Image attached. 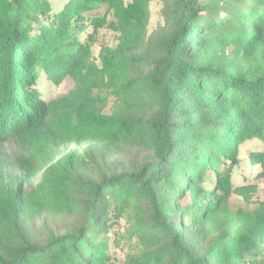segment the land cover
Instances as JSON below:
<instances>
[{
  "label": "trees",
  "instance_id": "1",
  "mask_svg": "<svg viewBox=\"0 0 264 264\" xmlns=\"http://www.w3.org/2000/svg\"><path fill=\"white\" fill-rule=\"evenodd\" d=\"M152 1L0 0V264H264V0Z\"/></svg>",
  "mask_w": 264,
  "mask_h": 264
},
{
  "label": "rangeland",
  "instance_id": "2",
  "mask_svg": "<svg viewBox=\"0 0 264 264\" xmlns=\"http://www.w3.org/2000/svg\"><path fill=\"white\" fill-rule=\"evenodd\" d=\"M160 8L161 3L157 0H153L150 4V18H149V24L148 28H154L156 24L161 20L160 16ZM116 33L111 30L110 28L103 29L99 36L96 44L92 48V55L93 59L95 61H98V54L100 47L104 44L112 45L115 42ZM74 87V80L71 76H65L59 83H54L53 81L44 80V77L42 76L39 83H38V90L41 93L43 98H46L47 100L50 99H56L58 97H61L65 95L69 90H71ZM253 166V169L250 170V173L245 174L246 177H249L250 180L257 185V189L255 193L253 194V198L262 200L264 199V177H253V173L256 171V167ZM244 180V179H243ZM235 184L239 185L242 182L241 178H238L237 176L234 179ZM121 231L123 230V227L125 226V220L124 218L121 219ZM129 249L128 245L123 243L121 246H118L116 248H111L112 253L114 254L116 258V261H121L120 259L124 256L126 251Z\"/></svg>",
  "mask_w": 264,
  "mask_h": 264
}]
</instances>
